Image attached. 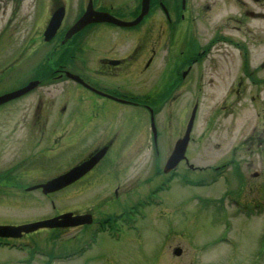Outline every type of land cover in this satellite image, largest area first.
<instances>
[{
  "label": "rangeland",
  "instance_id": "rangeland-1",
  "mask_svg": "<svg viewBox=\"0 0 264 264\" xmlns=\"http://www.w3.org/2000/svg\"><path fill=\"white\" fill-rule=\"evenodd\" d=\"M48 1L51 0H40L39 15L46 9L45 6ZM65 1L68 2L67 7L71 10L70 16H73L75 14V0ZM114 1V3H117L119 0ZM128 2L131 3V0ZM32 5L33 2L28 0L26 12L31 9ZM117 5L114 4V6ZM119 5L121 4L119 3ZM4 7V12L8 14V6ZM193 7L194 5L189 3V7L187 6L184 12L187 10V12L194 13ZM160 14L158 11V13L155 12L151 15L152 42L155 39L158 42L159 39L162 23L159 18ZM206 17L201 16L202 21L199 25L200 32L203 34L208 32L209 29L205 20ZM40 20L42 21V19ZM2 27H4V20H0V29ZM157 33L158 36L156 37ZM180 33L181 36L188 35L189 31L187 29L185 31L181 30ZM127 38L123 36L118 40L127 43ZM8 44H11L10 48H14L13 41L11 43L9 41ZM39 48L42 51L46 46L40 43ZM10 50L8 49L5 53L8 55ZM249 58L254 61L263 59L264 43L258 45L256 50L249 52ZM159 70L160 67L157 61L152 67V72H157L156 76L151 74L154 82L158 79ZM189 83L191 85L188 88H186V84L183 85L185 90L181 91V95L184 97L179 99L174 106L176 113L174 116L178 124L181 121L184 122L180 133L182 135L193 103L197 101L198 108L191 132L193 141L189 143L186 157H189L188 164H192L199 172L186 170L181 165L176 171L178 176L170 183L171 186L169 188L165 186L163 190L154 192L153 188L161 184L159 183L161 180L159 177H155L154 165L148 161L147 155L143 154L137 160L131 161L119 169L124 172L126 180L131 185L120 194V198L105 208L109 212H120L129 203L135 204L132 208L134 224L131 229L114 230V235L117 236L114 239H110L106 235L92 238L85 235L87 230H83V232L72 229L60 233L59 238L55 240L48 239L50 235H53L51 231L40 229L24 237L23 242L27 244L29 240L37 246L44 244L45 249L49 250L52 247L54 252L61 249L76 248L79 241L85 244L86 248L81 256L75 255L70 259L52 261L51 264H219V262L225 260L226 264H236L237 262L239 264H264V257H260L255 261L253 255L256 250L250 251L255 245L259 244V239L256 236L260 229L259 226L261 225L264 229V146L259 148L257 143L248 142L243 144V148H238L240 145L238 142L245 139L248 133L251 134L252 132L255 137L264 139V93L261 94L262 100L254 101L255 106L250 102V97L246 96L243 97V105L227 100L228 106L219 110L222 100L210 97H201L194 100L193 94L196 91L194 87L196 82L190 81ZM200 85L202 86V83ZM139 88H141V91H139ZM147 88L148 85L142 83L138 86L137 91L145 92ZM60 90L61 87H57V91ZM57 91H51L49 95L52 96ZM209 91L210 89L206 90V92ZM132 92L133 94L136 93V89H133ZM110 104L117 106L122 119L126 118V115H122V109L124 108L129 110V120H131V116H134L132 124L134 137L130 136L127 131L125 135L120 133L119 140L122 138L123 141L132 138L138 140L141 134L148 136V114L141 107L134 105L128 107L117 103ZM118 112L113 120L115 124L119 119ZM258 112L263 116H257ZM163 118H166V114H162L161 118L158 119L159 123L157 122V125L160 128L164 127L165 120L163 121ZM175 138V130L168 128L161 132L159 144L166 150L172 149V145L170 147L169 145L174 142ZM140 140L144 141V139ZM76 149V145L72 146V151ZM229 154H233L238 163L239 183L236 179L237 173L231 167L219 176L210 170L226 161L225 157H228ZM161 159H165V157H161ZM14 160L17 161L18 159L11 154L7 156L2 154L0 156V170L8 167L9 162ZM162 163L164 165V161ZM30 165H32V162L26 166L29 167ZM53 168L58 167H46L45 172L50 173ZM37 169L40 170V167ZM208 170L212 172L207 173ZM158 171L160 172V166ZM254 173H257V176H252ZM164 175L162 173V176ZM41 177L43 175L40 174L35 177L27 175L21 178V182H24V186L31 183L32 180H39ZM11 178L13 176L0 182V224L36 220L50 217L54 213L64 212V210L83 207L92 208L89 205H94V201L90 199L91 197L85 200L86 196L79 194L72 196L52 194L46 197L41 195L39 191H32L30 193L25 192L22 195H12L11 192L3 195L2 193L5 192L4 185L7 180H9V183ZM188 179H205V183L183 184V181ZM9 186L13 187L14 185ZM143 198H147L153 203L147 210L136 205ZM214 198L224 199L213 202ZM231 202H235V208L240 210L244 208L247 211L239 214V211L234 208ZM95 208L97 214L102 212L98 207ZM101 208H104V206L101 205ZM4 220L11 222H5ZM225 220L229 223L226 228L223 227V221ZM221 231L223 232L219 235ZM83 235L85 236L82 238ZM223 238L226 240H223ZM201 243H204V246L199 249ZM20 244L22 243L20 242ZM212 244L219 246L215 248L216 252L213 250L209 252L208 249ZM175 246L182 249V254L179 257L171 254ZM233 246L237 247L236 253ZM33 248L36 247L33 246ZM45 249L43 252H45ZM219 250L226 251V256H223V252L219 255V258L216 257L217 259L209 257V254L215 256V253L217 254ZM26 254H31V252L28 253L25 250L24 253L15 249L0 248V264H21L18 260L20 261L23 255ZM34 258L33 264H44L47 261L38 254Z\"/></svg>",
  "mask_w": 264,
  "mask_h": 264
},
{
  "label": "flooded vegetation",
  "instance_id": "flooded-vegetation-1",
  "mask_svg": "<svg viewBox=\"0 0 264 264\" xmlns=\"http://www.w3.org/2000/svg\"><path fill=\"white\" fill-rule=\"evenodd\" d=\"M176 1L151 0L152 9L159 4H165L166 7V13L159 17L162 22L158 37L160 43L156 40L153 43L151 40L150 12L137 28L123 29L108 23H92L75 34L69 40L70 43L60 45L58 40L61 41V36L58 35V40L50 50V54L53 53L49 56L50 59L53 58L52 69L40 66L37 48L39 30L35 28L34 20L30 27H19L20 37L14 50L7 55L5 50L9 45L5 43L4 53L0 52V94L33 80H41L40 86L45 88L59 80H67L65 71H71L82 78L83 84L79 89L80 96L83 95L80 99V111L72 113V109H69L70 117L67 119L72 123L63 122L61 112L67 110L66 99L61 107L55 108L54 115L51 114V107L41 108L43 100L38 96L27 111L21 110L17 123L4 122L7 116L16 115L17 109L4 108L6 103L3 104L0 109V156L11 154L24 164L16 160L9 162L10 165L3 172L0 171V177L13 176L11 182L27 175L34 177L32 173L39 166L49 167L51 162L68 154L72 144L83 145L88 142L91 144L90 148L106 146L107 150L103 158L78 180L82 183L81 190L89 192L101 188L102 192L108 194L115 183L114 193H117L120 188L119 167L132 161V156L125 149L132 147L140 150L150 146H146L145 141H135L134 138L115 141L111 137V133L129 127V110L122 109V115H126V118L122 119L125 121L122 128H119L118 124L113 123L118 108L112 107V101L98 93L141 104L132 92L136 84H147L149 91L158 84L155 96L151 97L149 93L145 97L149 101L141 104L150 110L149 106L153 103L166 101L168 96L172 99L177 96L173 95V88L168 90V82L179 84L190 75L193 79H199L207 74L209 82L224 81L232 76V51H235L239 57L233 76L234 85L226 94L231 93L243 99V92L246 91L244 85L249 86L250 92L257 83V73L264 69L260 63L252 65L246 58L243 60V54L246 55L248 49L264 43V0H192L194 21L190 43H184V37L181 36L186 16L175 11ZM7 2L8 0H0V16L4 15ZM92 2L96 10L113 8L112 4H108L109 0ZM132 4V9L130 6L120 8L123 16H132L135 10L134 0ZM81 13L78 6L76 15L80 16ZM201 16H209L205 18L209 29L204 35L199 27ZM123 36L128 37L127 43L119 42L118 39ZM56 51L57 54L54 55ZM157 61L160 67L157 79L159 82H154L152 75L156 76L157 72L153 73L152 67ZM118 114L121 117L119 112ZM51 116V122L46 123ZM154 146L156 147L155 143ZM30 162L32 165L35 163L34 167L24 166ZM77 182L64 188V192L77 190Z\"/></svg>",
  "mask_w": 264,
  "mask_h": 264
},
{
  "label": "water",
  "instance_id": "water-1",
  "mask_svg": "<svg viewBox=\"0 0 264 264\" xmlns=\"http://www.w3.org/2000/svg\"><path fill=\"white\" fill-rule=\"evenodd\" d=\"M142 5H143V7L146 6L147 0H144L142 2ZM59 11H57L56 14L53 15L51 22L58 20L60 18V16H62L61 10H59ZM53 29H54V24L51 23L49 28H48V30H50V31L52 30L51 34L53 33ZM77 29H78V25L74 26L69 31V33H67V34L70 35L72 32L76 31ZM193 116H194V110L192 112L191 118H190L189 123L187 125L185 135L182 139L177 141L175 149H174L173 154H172V157L169 160L168 165L166 167V170L169 169L171 166L175 165V163L181 158V156L185 150L187 140H188V135H189V131L191 129ZM178 155H179V157L177 159H175L176 156H178ZM92 163H93V161H91V163H89L84 169L81 166L72 169L70 172H68L69 174L67 173L68 175H71V173H76V172H79V173L77 175L73 176L71 179H69L65 183H61L62 180L65 178V176H63V177L51 180L44 185H39V186H41L43 188L44 193L54 191V190L62 187L63 185L75 180L79 176H81L85 172V170L90 166V164H92ZM58 219H61V221L58 222ZM82 222H83V220H81L80 217H72L71 213H66V214H63L57 218H52V219H48V220H44V221L34 222V223H30V224L23 225L20 227L0 226V236H17L20 231L29 232V231H33L39 227H44V226L53 227V226H63V225H75V224L82 223ZM175 253L178 254L179 250H176Z\"/></svg>",
  "mask_w": 264,
  "mask_h": 264
}]
</instances>
